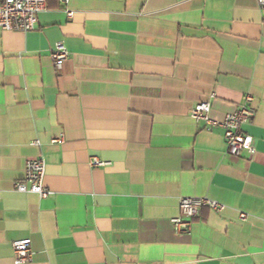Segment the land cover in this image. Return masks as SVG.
<instances>
[{
	"label": "crops",
	"instance_id": "0c3cea01",
	"mask_svg": "<svg viewBox=\"0 0 264 264\" xmlns=\"http://www.w3.org/2000/svg\"><path fill=\"white\" fill-rule=\"evenodd\" d=\"M46 2L0 30V264L24 239L26 264H264V0ZM246 96L255 152L231 156L190 111L221 121ZM38 158L44 199L14 190ZM186 197L225 211L175 234Z\"/></svg>",
	"mask_w": 264,
	"mask_h": 264
},
{
	"label": "built area",
	"instance_id": "2783aa9c",
	"mask_svg": "<svg viewBox=\"0 0 264 264\" xmlns=\"http://www.w3.org/2000/svg\"><path fill=\"white\" fill-rule=\"evenodd\" d=\"M66 4L67 0H60ZM263 5V0H257ZM47 10L46 0H0V30L6 32L26 33L35 28L37 16ZM68 18L72 13L66 11ZM69 53L64 45L56 44L50 53V59L55 70H60L62 63L67 59ZM251 97L246 96L239 108L224 116L221 121H214L208 117L210 111L209 102H200L190 111V117L194 121H204L208 129L220 127L223 131V140L226 145V153L231 156H239L242 152L253 155L255 152L253 139L242 133L241 127L251 120L254 110L251 107ZM61 141L52 140V143ZM34 145H38L37 142ZM91 167H104L106 164L98 158L89 159ZM45 164L42 159L27 160L24 165L23 177L14 184V190L20 194H34L40 199L49 195L44 187ZM179 216L170 220L175 234H186L190 230L191 221L200 215L203 208L216 213L225 211V206L207 198H181L178 204ZM239 219L244 221L246 216L239 214ZM13 261L15 264H26L31 260L30 240H18L11 244Z\"/></svg>",
	"mask_w": 264,
	"mask_h": 264
}]
</instances>
